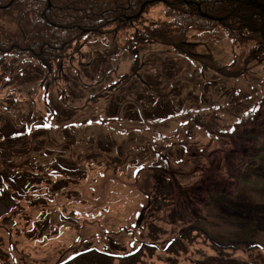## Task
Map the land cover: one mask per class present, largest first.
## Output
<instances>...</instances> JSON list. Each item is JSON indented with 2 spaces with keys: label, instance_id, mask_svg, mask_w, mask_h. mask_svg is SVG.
<instances>
[{
  "label": "rangeland",
  "instance_id": "obj_1",
  "mask_svg": "<svg viewBox=\"0 0 264 264\" xmlns=\"http://www.w3.org/2000/svg\"><path fill=\"white\" fill-rule=\"evenodd\" d=\"M17 1L4 0L47 22V7L79 8ZM157 2L137 26L66 39L69 57L48 67L2 54L0 264H264V58L221 75L246 61L219 22L187 33L192 58L168 38L128 50L131 32L174 31ZM9 17L1 36L59 29Z\"/></svg>",
  "mask_w": 264,
  "mask_h": 264
},
{
  "label": "trees",
  "instance_id": "obj_2",
  "mask_svg": "<svg viewBox=\"0 0 264 264\" xmlns=\"http://www.w3.org/2000/svg\"><path fill=\"white\" fill-rule=\"evenodd\" d=\"M33 1L36 2V0ZM71 1L76 3L81 9H68L65 4L53 5V7L46 6L48 8H46V12H55L54 17L49 19V22L46 24L51 25V23H54L59 28L56 32H52L50 28H42L38 24L33 26L29 15H31V17H37L39 22H43L45 18L42 14L36 13L33 9H30V13H27L28 9L20 10L15 4H13L12 8L8 9L11 2L6 3L4 0H0V19L4 17L8 18L9 16V18H11L13 16L17 18L18 21L22 19V23L29 26L28 29L33 26L32 28L39 32L37 35L48 32V34L46 33L47 37L37 36L28 38H25L27 36L25 28L24 33L22 30H19L17 33H14V35L11 33L10 36L7 34L5 37L1 36L2 34L0 32V54L12 53L18 57L31 55L41 64L48 67V64L60 62L69 57L70 53L66 50V39L72 40L73 42L80 38V36L95 38V36L98 35L96 32L101 36H105L108 30L115 34L116 32L128 29V27L137 26V22L143 21V18L139 19L137 17L133 18L131 21H127V18L136 16L143 4L146 5L147 8L145 12H147L153 4L158 3V0H100L97 3H89V6L87 2L86 6L81 3L83 0ZM150 1L153 2L149 3ZM251 1L253 3L249 0H220V5H217L214 0H161L166 6V16H176L179 18L178 23L172 28L174 31L166 34L161 30H145L138 35H136L137 32H131L130 37L133 39L132 41L129 40L125 42L124 47H128V50H130L137 47V44L142 41H162L168 38L170 43H166L167 45L183 53L182 55L192 58L196 55L193 50V45L191 46L186 41L187 33L191 30L211 32L215 29V25H218L216 23L219 22L230 34L232 44L240 49V55L244 57L246 62L245 65L238 68L235 66L238 61H234V65L230 66L228 69V71H230L229 75L226 74L227 68L219 69V67H216L217 69L215 70L225 77L239 78L247 72V63H260V58H264V10L256 6L257 4H261L264 7V0ZM193 5L197 7V10L198 7H200V10L205 16L202 17L203 15H201L202 13L199 11L198 14L193 13V11L190 10V7ZM125 7H129L133 11L123 9ZM14 9L18 11V16L12 14L11 10ZM69 10H72L73 13L62 12ZM145 12L144 14H146ZM213 18H215V20H213ZM217 19L222 20L217 21ZM233 32L237 33V35H234ZM246 32H249V36H243ZM255 34L257 36H254ZM17 35H20V41L15 37ZM72 42L70 44H72ZM215 66L218 65L214 63L213 69ZM50 67L51 65H49V68ZM258 107L264 109V98L261 99ZM196 116L197 115L192 118V121L195 123L196 120V125L202 130L207 132L211 131L210 127L213 128L214 125H212L210 121L204 123L203 119L201 120ZM204 117L207 119V116ZM163 157L167 160L166 155H163ZM189 228L194 227L190 225Z\"/></svg>",
  "mask_w": 264,
  "mask_h": 264
},
{
  "label": "bare ground",
  "instance_id": "obj_3",
  "mask_svg": "<svg viewBox=\"0 0 264 264\" xmlns=\"http://www.w3.org/2000/svg\"><path fill=\"white\" fill-rule=\"evenodd\" d=\"M17 1V0H16ZM215 1V4H217V5H220V0H214ZM16 6H18L19 4L17 3V2H13ZM147 7H146V5L145 4H143L142 6H141V9H140V11H139V13L137 14V15H139L138 16V18L139 19H141V18H143L146 14H144V12H145V9H146ZM123 9H125V10H129V11H133L131 8H129V7H125V8H123ZM190 10H192L193 11V13H196V14H198V11L200 12L201 10H197V7L195 6V5H193L192 7H190ZM145 13H147V12H145ZM142 16V17H141ZM213 20H215V18H213ZM43 22H44V24H46L47 23V21L46 20H43ZM51 26V25H50ZM50 30L52 31V32H56V29L54 28V27H50ZM11 55H15V54H12L11 53ZM17 56V55H16ZM2 57V55L0 54V58Z\"/></svg>",
  "mask_w": 264,
  "mask_h": 264
},
{
  "label": "water",
  "instance_id": "obj_4",
  "mask_svg": "<svg viewBox=\"0 0 264 264\" xmlns=\"http://www.w3.org/2000/svg\"><path fill=\"white\" fill-rule=\"evenodd\" d=\"M257 6H258V8L263 9L261 5L258 4ZM263 10H264V9H263ZM201 15L205 16L204 14H201ZM138 16H139V15H137L136 18H137Z\"/></svg>",
  "mask_w": 264,
  "mask_h": 264
},
{
  "label": "flooded vegetation",
  "instance_id": "obj_5",
  "mask_svg": "<svg viewBox=\"0 0 264 264\" xmlns=\"http://www.w3.org/2000/svg\"><path fill=\"white\" fill-rule=\"evenodd\" d=\"M85 5L87 6V2L85 3ZM198 9L200 10V7H198ZM130 18V17H129ZM129 18H127V21H131V20H128Z\"/></svg>",
  "mask_w": 264,
  "mask_h": 264
},
{
  "label": "crops",
  "instance_id": "obj_6",
  "mask_svg": "<svg viewBox=\"0 0 264 264\" xmlns=\"http://www.w3.org/2000/svg\"><path fill=\"white\" fill-rule=\"evenodd\" d=\"M166 134H167L166 136H168L169 133H166Z\"/></svg>",
  "mask_w": 264,
  "mask_h": 264
}]
</instances>
